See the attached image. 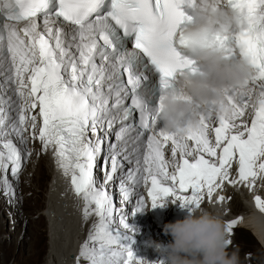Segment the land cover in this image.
I'll return each mask as SVG.
<instances>
[{
	"label": "snow or ice",
	"instance_id": "obj_1",
	"mask_svg": "<svg viewBox=\"0 0 264 264\" xmlns=\"http://www.w3.org/2000/svg\"><path fill=\"white\" fill-rule=\"evenodd\" d=\"M188 2L190 0H0V67L5 60H10L8 79L16 85V94L22 101L18 120L11 125L12 132L23 143L25 124L30 120L35 129L38 115L42 120L38 138L45 149L49 145L55 147L58 165L66 175L71 172L74 191L83 194L85 200V215L87 205L95 204L100 223L91 239L100 247L91 257L92 264H143L124 242L126 238L110 230L111 201L104 191L93 187V168L100 149L91 145L87 133L89 130L95 133L100 117L108 110V100L103 97L101 88L105 78L119 81L121 70L127 74L132 108L139 111L140 127L151 133L147 136L141 177L146 185L150 183L147 195L151 207H156L165 197L179 200L182 206L200 207L205 194L211 200L213 192L224 182H237L230 178L229 172L237 157L240 181L256 177L257 170L264 173V0H226L240 19L234 46L226 44L228 32L216 33L209 39L210 46L220 50L226 58L238 49L253 68L252 77L243 89L226 93L230 113L216 118L218 126L211 128L214 139L209 137L208 121L212 116L203 113L199 128L185 137L156 131L158 120L152 97L158 99L157 93L171 88L176 73L193 69V62L183 58L175 47L179 27L188 18L184 12ZM38 16L43 17V31L37 23ZM53 17L62 18V22L71 27L74 41L79 38L78 58L64 47L63 29L50 26L56 22ZM126 38H133L134 49L138 51H122ZM53 39L54 46L50 43ZM97 56L101 58L100 65L95 62ZM104 62H108L111 73ZM153 74L158 78L154 90L148 86ZM141 79L148 82L143 95L138 91ZM109 90L115 92L112 108H119L128 92L122 83L110 85ZM248 107L253 110L250 124L240 119ZM208 111L211 113L213 109L209 107ZM33 112L37 114H31ZM130 115L131 108H124L123 119ZM125 131L127 129H121L117 139H121ZM139 135L143 136L144 132ZM169 141L171 161L165 160L162 150ZM177 154L179 161L175 159ZM9 163L13 176L17 175L21 152L11 140L0 145V169H7ZM111 164L115 173L118 167L115 155ZM139 165L137 160L136 173L141 171ZM112 179V174H105L106 182ZM4 184L7 190V180ZM127 198L125 191L124 199ZM254 199L259 211L264 212V200L259 196ZM138 205L136 212L144 206L142 198ZM120 223L128 227L123 218ZM234 223H229L227 229Z\"/></svg>",
	"mask_w": 264,
	"mask_h": 264
},
{
	"label": "bare ground",
	"instance_id": "obj_2",
	"mask_svg": "<svg viewBox=\"0 0 264 264\" xmlns=\"http://www.w3.org/2000/svg\"><path fill=\"white\" fill-rule=\"evenodd\" d=\"M0 84V90H5L0 95V101L4 111L8 114L5 124L0 130V145L4 141L11 140L21 152V161L25 160V158L27 159V166L21 176H13L10 163L7 169H0V219L3 218L5 212L14 211L13 227L16 224H21L22 221L26 222L25 226H21L19 229L21 231L23 228V235L17 243L19 248L17 260L21 255L25 256L23 255L24 253L35 254L34 249L39 246V241L41 240L40 238L37 240L39 233H36V238L32 235L36 231H41V229H38V226L35 225L36 220H32L30 216L23 217V215H31L35 212L37 204L40 202L42 191L46 193L49 188L51 191L47 197L48 200H45L47 202L42 207L44 209L43 217L47 221L46 232L48 231L49 233L47 256L42 264H92L91 257L94 252L99 251L100 247L98 242L91 239L100 223V217L96 215L95 204L90 203L87 205L88 212L85 215V200L83 194L78 195L74 191L71 183V172L66 175L64 170L58 165L55 147L49 145L45 149L38 138L39 128L42 126L38 115L35 129L31 127L30 120L25 124L22 132L23 143H21L20 137L12 132L11 125L18 120L19 105L22 101L18 98L15 91L16 85L12 81L4 82L3 79H0ZM251 103L250 101L249 104ZM31 114L37 113L33 112ZM240 119L250 124L252 112L249 107L245 109V116ZM3 133H8V135H3ZM209 137L213 139L210 134ZM189 143L191 144L192 142ZM102 152L104 151L102 150ZM163 152L165 160L171 161L173 159L171 150H164ZM28 155L29 158H27ZM138 157L136 152L129 153L126 157V168ZM175 159L179 161V154H177ZM237 168L238 157L234 158L232 167L229 170L230 178L237 182L234 184L224 182L213 192L211 200H208L205 194V199L201 201L200 207L218 215L222 222L228 225L232 218H224V214L227 211L226 208L232 207L234 209L238 205H243L244 216L241 217V220L239 219L243 222L238 226L237 230L251 231L257 244L264 248V212L259 211L254 199L259 196L261 200H264V174L257 170L256 177H249L247 181H240ZM171 170L169 168V171ZM103 177L104 174L101 175L98 172L93 175L94 188L101 187L100 182ZM141 177V174L136 176L135 189L131 200L123 208L124 212H132L134 214L132 220L134 226L132 231H129L130 237L125 239L124 242L126 244L131 242L130 250H139V260L142 262L147 259L149 262L159 261L160 264H164L165 258L152 247L147 246L145 242L151 240L165 245L170 243L171 236L163 233V225L185 218L192 206H182L179 200L173 201V198L165 197L163 200L168 202L166 208L154 207L144 213L136 212V208L139 206L138 199H143V207H151V201L147 195L150 183L146 185ZM5 180L8 183L7 190L5 189ZM46 181H48L49 186L45 184ZM38 189L40 190L38 191ZM22 194H25L26 197H22ZM116 194L119 197V192ZM220 197H223V199L221 200ZM228 198L230 199L229 205ZM7 202L11 205L10 209L6 206ZM18 212L20 215H18ZM173 215H176V219L169 220V217ZM42 219V217H39L38 223H41ZM244 221L252 225L249 230ZM149 228L151 231H149ZM1 231L0 228V234ZM16 236L17 230L12 228L7 237L9 239L8 246L0 238V249L3 250V253H6L8 248L16 246ZM8 255V253L5 254L7 257ZM5 256L2 258V264L7 261ZM13 262H15V259Z\"/></svg>",
	"mask_w": 264,
	"mask_h": 264
},
{
	"label": "clouds",
	"instance_id": "obj_3",
	"mask_svg": "<svg viewBox=\"0 0 264 264\" xmlns=\"http://www.w3.org/2000/svg\"><path fill=\"white\" fill-rule=\"evenodd\" d=\"M219 0H190L184 5L187 19L180 25L175 47L181 56L193 62V69L176 73L172 87L162 91L154 113L163 133L185 137L199 128L200 115L215 118L230 113L226 93L243 89L250 81L253 68L246 59L230 60L210 46L216 33L238 29L240 19L233 10H222ZM211 107L213 111L209 113ZM162 200L156 207L166 208ZM143 207L141 213L152 210ZM163 233L171 242L146 241L162 257L164 264H239L238 252L227 250V237L221 218L201 207L174 223H165ZM143 264H160L159 261Z\"/></svg>",
	"mask_w": 264,
	"mask_h": 264
},
{
	"label": "rangeland",
	"instance_id": "obj_4",
	"mask_svg": "<svg viewBox=\"0 0 264 264\" xmlns=\"http://www.w3.org/2000/svg\"><path fill=\"white\" fill-rule=\"evenodd\" d=\"M29 153V152H28ZM27 157V156H26ZM29 158V155L28 157ZM29 161V159H28ZM27 166V159L21 161L20 169L17 173L18 176L23 175L24 169ZM264 174V173H263ZM102 175V174H101ZM46 185L49 186L48 181L45 182ZM40 189H38L39 191ZM51 189L48 188V192H43L42 195H40V202L37 204V208L35 212H33L31 215H23V217L30 216L32 220H36L35 225L38 226V229H41V231H36L33 233V237L36 238V233H39V236L37 240L40 238L41 240L39 241V246L35 247V254L31 253H24L23 255L25 256H20V258L17 260L18 254L17 251L19 248L17 247V243L21 240L22 235H23V228L21 231H19L20 227H24L26 222L22 221L21 224H16L14 227L12 226L13 219H14V211L5 212L4 216L2 219H0V228H1V234L0 238L2 241H5V245L7 244L8 246V241L7 239L9 233L11 232L12 228H15L17 230V236L15 238L16 246L8 248L6 253H3V250L0 249V264H2V258L5 256V254H9L7 258V261H5L3 264H42L44 261V258L47 256V251H48V245H49V233L48 231L46 232L47 229V221L45 217H43L44 214V209L42 208L44 204L47 202L45 200H48L47 197L49 196V192ZM22 197H26L25 194L21 195ZM46 198V199H45ZM228 205L230 204V199L228 198ZM6 206L8 209L11 207L9 203L7 202ZM243 205H238L234 209L232 207H227L226 208V213L224 214V218L226 219H231L233 215L237 213H243ZM1 213V212H0ZM18 215L20 213L18 212ZM39 217H42L41 223H38ZM225 219V220H226ZM241 220V218H240ZM225 232H226V237H227V250L229 252L236 251L238 252L239 255V264H264V248L259 246L254 239V235L251 231H238L235 224H233V227L231 229H227V223L222 222ZM147 229V227H145ZM144 229V230H145ZM149 231L150 228H149ZM247 240V241H246ZM250 241V242H249ZM255 241V242H254ZM252 244V245H251ZM236 246V247H235ZM242 250V251H241ZM15 259V262L13 260Z\"/></svg>",
	"mask_w": 264,
	"mask_h": 264
}]
</instances>
